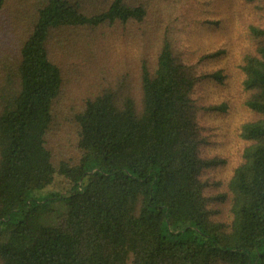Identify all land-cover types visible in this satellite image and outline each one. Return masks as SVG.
I'll use <instances>...</instances> for the list:
<instances>
[{
  "label": "trees",
  "instance_id": "obj_1",
  "mask_svg": "<svg viewBox=\"0 0 264 264\" xmlns=\"http://www.w3.org/2000/svg\"><path fill=\"white\" fill-rule=\"evenodd\" d=\"M184 1L0 0V46L15 38L0 50V264H264V25L246 29L251 116L221 182L208 126L227 103L204 95L222 52L187 61ZM102 27L125 30L106 74L52 57L65 30Z\"/></svg>",
  "mask_w": 264,
  "mask_h": 264
},
{
  "label": "rangeland",
  "instance_id": "obj_2",
  "mask_svg": "<svg viewBox=\"0 0 264 264\" xmlns=\"http://www.w3.org/2000/svg\"><path fill=\"white\" fill-rule=\"evenodd\" d=\"M171 13L180 23L185 22L187 25L183 46L188 62H195L206 54L222 52L207 62L205 69H222L225 77L220 82H213V85L210 82V90L205 91L204 99L217 106L222 102L227 103L226 110L211 115L208 126L212 129L209 133L214 141L209 151L224 158L214 178L224 182L226 177L221 176L228 175L240 158L238 149L242 141L237 134L239 124L251 116V112L243 106L237 64L240 63L241 53L252 48L247 26L264 25V9L260 11L254 3L245 0H185L181 9ZM58 38L52 39L50 43L51 54L56 61L66 66L69 75L97 60L98 72L106 74L107 64L111 63L108 51L112 48L113 60L125 38V30L111 27L96 31L67 29ZM14 42L15 38L11 37L7 47L0 46V50L11 49ZM72 61L76 62L74 66Z\"/></svg>",
  "mask_w": 264,
  "mask_h": 264
}]
</instances>
